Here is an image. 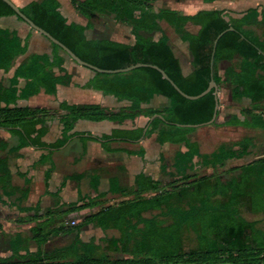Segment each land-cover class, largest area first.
Instances as JSON below:
<instances>
[{
	"label": "trees",
	"instance_id": "16d2710c",
	"mask_svg": "<svg viewBox=\"0 0 264 264\" xmlns=\"http://www.w3.org/2000/svg\"><path fill=\"white\" fill-rule=\"evenodd\" d=\"M203 1L211 3L218 0ZM70 2L88 19L96 14L111 18L114 24L128 25L134 43L124 46L103 39H87L85 32L89 24L82 26L69 22L58 11L56 0L32 2L19 9L82 61L99 69L119 70L138 64L156 66L182 92L191 96L203 92L211 79L218 89L233 85L231 99L248 98L251 107L240 112L244 121L233 114L220 125L264 129V8L260 11L250 8L240 17L218 9L187 16L169 9L154 12L152 4L155 0ZM13 15L16 16L14 11L0 0V18ZM161 21L171 26L181 41L188 45L193 71L187 76L183 75L168 38L159 27ZM187 23L198 26V32L194 35L188 33L185 30ZM229 27L233 30L224 32ZM253 29H258L259 34ZM28 38L23 45L13 31L0 29V70H8L14 58L26 52ZM50 45L52 62L46 55H31L16 69V78L30 81L18 97L35 95L40 88L54 94L56 86L69 79L54 77L47 72L52 64L61 66L64 59L59 56V47L53 43ZM236 55L241 57L238 69L228 67L220 75L219 63L231 61ZM103 89L131 100V106L113 112L94 104H60L59 109L63 112L59 117L62 139L51 147L64 145L71 138L70 131L78 120L123 123L141 115L150 118L160 114L163 120L154 118L145 137L156 134V142L160 145L179 144L186 148L174 158L173 172L169 176L175 179L162 188L157 181L139 176L136 178L137 190L131 199L105 207L67 228L68 234L74 237L64 246L41 249L61 229H49L36 240L37 251L26 249L23 254L20 253L24 250L20 236H9L4 241L8 255L0 257V264H264V230L246 221L239 211L243 200H248L252 211L264 216V159L233 169L241 173L226 182L213 175L194 172L195 157L203 168L215 169L227 160L243 158L253 141L247 138L229 146L221 145L214 152L202 155L198 144L187 138L195 128L181 125H200L212 119L216 104L213 90L198 100H187L152 68L115 74L109 86ZM7 93L11 95V103L5 96H0V100L7 102L6 106L0 107V128L14 130L22 145L35 144L30 134L39 133L35 128L44 122L48 110L9 108L18 97L15 89ZM156 94L169 99V106L161 110L143 108L142 104L148 103ZM142 133L140 128L115 130L111 135L95 140L136 141ZM96 189L97 186L92 184V191L96 192ZM89 203L69 207L66 212L90 207L91 199ZM52 224L53 221L47 226ZM87 224L99 229L103 237L82 242L79 232ZM108 231H115L117 235L108 236ZM192 234L195 236V248L189 247ZM109 253L126 257L112 259Z\"/></svg>",
	"mask_w": 264,
	"mask_h": 264
},
{
	"label": "crops",
	"instance_id": "0c3cea01",
	"mask_svg": "<svg viewBox=\"0 0 264 264\" xmlns=\"http://www.w3.org/2000/svg\"><path fill=\"white\" fill-rule=\"evenodd\" d=\"M10 1L22 8L29 3L42 0ZM56 1L59 3L58 11L69 22L82 26L89 24L85 32L87 39H103L124 46L134 43L128 25L114 24L111 18L96 14L88 19L75 10L70 0ZM152 5L154 12L169 9L192 16L200 11L218 9L229 11L234 17H240L250 8H258L260 11L264 8V0H218L211 3H205L203 0H155ZM159 27L168 38L183 75H189L193 68L188 45L181 41L174 29L165 21L159 22ZM0 29L13 31L23 45L29 36L26 41V52L16 56L8 70H0V96H5L11 103V95L5 93L15 89L18 97L30 84L25 78L15 77L16 69L31 55H46L49 62H52V47L51 42L39 33L30 31L17 16L1 17ZM185 30L194 35L199 27L187 23ZM253 30L256 34L260 32L258 29ZM105 33L109 36H104ZM59 56L64 58L62 65L52 64L47 72L54 77L65 76L69 79L58 84L54 94H48L44 88H40L37 94L27 98L18 97L14 104L8 106L48 110L44 122L35 128L39 133L30 134L36 143L22 145V140L14 130L0 128V257L8 255L4 241L13 235H19L24 243L21 254L25 253L26 249L30 252L37 251L36 240L49 229L61 230L50 237L41 249L48 250L68 244L74 237L73 234H68L67 230L71 227V221L78 224L105 207L131 199L137 190L136 178L139 176L151 178L164 188L175 179L169 174L173 172L172 165L176 154L186 151V148L179 144H158L156 134L149 137L144 135L136 141L95 140L103 135L109 136L115 130L144 129L150 123L151 117L142 115L123 123L78 120L70 131L71 138L61 147H51L62 139L59 117L63 112L59 109L60 104H94L113 112L126 109L132 104L131 100L120 98L103 89L109 86L115 74L96 73L82 67L62 51H59ZM240 61L241 57L236 55L231 61L220 62L219 74L222 75L228 67L238 69ZM232 88L233 85L228 84L218 89V115L214 124L194 127L195 130L187 135L191 142L198 144L199 153L202 155L210 154L219 146L227 145L226 143L230 142L231 145L247 138L264 144V129L220 125L227 116L233 114L240 121H244L240 112L251 107V100L248 98L232 100ZM6 103L0 100V107L6 106ZM169 104V99L156 94L148 103H143L142 107L161 110L167 108ZM40 143L44 146H39ZM216 145L218 147L214 148ZM193 164L194 172L198 168L208 169L203 168L196 157ZM168 176L171 181L166 179ZM92 184L97 186L96 192L92 191ZM89 199L92 203L90 207L71 213L66 212L69 207L88 204ZM51 221L54 224L48 227ZM95 233L102 234L103 237L99 229L87 224L79 232V238L82 242H88L91 238L96 240L102 238L96 237Z\"/></svg>",
	"mask_w": 264,
	"mask_h": 264
},
{
	"label": "water",
	"instance_id": "95a60500",
	"mask_svg": "<svg viewBox=\"0 0 264 264\" xmlns=\"http://www.w3.org/2000/svg\"><path fill=\"white\" fill-rule=\"evenodd\" d=\"M3 1L5 4H7L15 13V15L21 19V21L23 23H25L28 27H30L33 31L39 33L40 35H42L44 38H46L49 42L57 45L60 49V51H62L69 59H71L72 61H74L76 64L82 66V67H85L87 69H90L96 73H102V74H117V73H126V72H130L134 69H137V68H152L156 71H158L163 79H165L166 81H168L172 87L185 99L187 100H198L199 98L207 95L209 92H211L213 90V95L215 97V100H216V104H215V111H214V115L212 117V119L207 122V123H204V124H200V125H181V126H185V127H198V126H201V125H209V124H212L216 117H217V111H218V98H217V94H218V87L217 85L215 84V82L211 79L206 87V89L201 92L200 94L198 95H195V96H191V95H187L186 93L182 92L169 78L168 76L161 70L159 69L158 67L156 66H152V65H147V64H138V65H134V66H131V67H128V68H125V69H119V70H102V69H99L93 65H90L84 61H82L79 57H77L73 52H71L66 46H64L63 44H61L58 40H56L55 38H53L49 33H47L45 30H43L42 28L38 27L37 25H35L28 17H26L19 9V7H17L14 3H12L10 0H1ZM233 28L232 27H229L226 31L224 32H227V31H232ZM223 33H221L214 41V46L216 45L218 39L220 38V36L222 35ZM154 118H159L161 120H163V116L162 115H154L152 116L150 119H149V122H151ZM149 126V123L146 127H144L143 129V133H142V138L144 137L146 131H147V128Z\"/></svg>",
	"mask_w": 264,
	"mask_h": 264
},
{
	"label": "rangeland",
	"instance_id": "374dc122",
	"mask_svg": "<svg viewBox=\"0 0 264 264\" xmlns=\"http://www.w3.org/2000/svg\"><path fill=\"white\" fill-rule=\"evenodd\" d=\"M104 36H109L108 33H105ZM219 144V142L217 143V145ZM228 146L230 144L226 143ZM213 146L214 148H217L218 146ZM248 154L246 157L241 158V159H232V160H227V163L225 162L223 166L221 167H217L215 169H201L198 168L196 169L195 173H197L198 175H213L217 178H219L222 182H226L229 179H231L232 177L235 176H239V174L241 173L240 170H233V169H237L243 165H247L250 164L258 159H264V144L263 142H259V141H252L251 146L248 148ZM166 179H168V181H171L172 179L168 176L166 177ZM244 203L241 204L240 206V215L248 222H253L255 224V226L258 229L264 230V216L262 215V213L259 212H253L248 200H243ZM76 224V221H75ZM72 226V225H71ZM100 235V236H99ZM108 236H112V235H117V233L115 231H108L107 232ZM96 237H102V234H98L95 233ZM191 243L190 246L191 248H195L196 247V241H195V236L192 234L191 235ZM189 250V249H186ZM110 257L112 259H116V258H124L126 256L121 255V254H115V253H109Z\"/></svg>",
	"mask_w": 264,
	"mask_h": 264
},
{
	"label": "built area",
	"instance_id": "2783aa9c",
	"mask_svg": "<svg viewBox=\"0 0 264 264\" xmlns=\"http://www.w3.org/2000/svg\"><path fill=\"white\" fill-rule=\"evenodd\" d=\"M70 224H71V225H75V222L71 221Z\"/></svg>",
	"mask_w": 264,
	"mask_h": 264
}]
</instances>
